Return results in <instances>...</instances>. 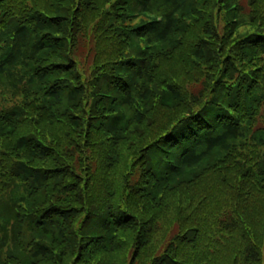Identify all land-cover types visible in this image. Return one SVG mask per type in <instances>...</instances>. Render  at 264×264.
Returning a JSON list of instances; mask_svg holds the SVG:
<instances>
[{
  "label": "trees",
  "instance_id": "obj_1",
  "mask_svg": "<svg viewBox=\"0 0 264 264\" xmlns=\"http://www.w3.org/2000/svg\"><path fill=\"white\" fill-rule=\"evenodd\" d=\"M0 264H264V0H0Z\"/></svg>",
  "mask_w": 264,
  "mask_h": 264
}]
</instances>
